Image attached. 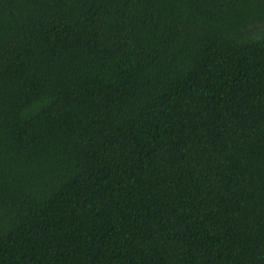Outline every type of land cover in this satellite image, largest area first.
Returning a JSON list of instances; mask_svg holds the SVG:
<instances>
[{"label":"trees","instance_id":"trees-1","mask_svg":"<svg viewBox=\"0 0 264 264\" xmlns=\"http://www.w3.org/2000/svg\"><path fill=\"white\" fill-rule=\"evenodd\" d=\"M0 264H264V0H0Z\"/></svg>","mask_w":264,"mask_h":264}]
</instances>
